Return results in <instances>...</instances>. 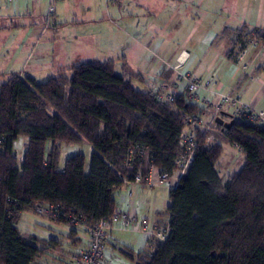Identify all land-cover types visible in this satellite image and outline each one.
Returning <instances> with one entry per match:
<instances>
[{
  "label": "trees",
  "instance_id": "16d2710c",
  "mask_svg": "<svg viewBox=\"0 0 264 264\" xmlns=\"http://www.w3.org/2000/svg\"><path fill=\"white\" fill-rule=\"evenodd\" d=\"M231 34L240 51L249 38L264 43V29L244 26ZM123 62L121 74L114 61H95L43 83L10 74L0 84V264H35L44 254L45 245L19 230L23 213L47 217L70 233L95 226L115 212L125 182L140 170L139 150L171 173L179 135L188 129L184 115L209 117L181 92L173 105L159 106L132 84L138 77ZM222 116L229 121V114ZM217 130L208 145L207 134L195 130L194 160L169 191L166 240L149 245V252L121 251L129 262L264 264V125L239 117ZM19 140L22 161L14 156ZM84 145L89 156L78 152L62 162L61 146ZM225 145L241 149L243 164L222 181L215 165ZM42 207L51 214H38Z\"/></svg>",
  "mask_w": 264,
  "mask_h": 264
},
{
  "label": "crops",
  "instance_id": "0c3cea01",
  "mask_svg": "<svg viewBox=\"0 0 264 264\" xmlns=\"http://www.w3.org/2000/svg\"><path fill=\"white\" fill-rule=\"evenodd\" d=\"M47 1L49 3V0H15L10 5L0 2V43L8 40L12 33L19 31L15 35L17 47H10V49L15 48L12 54L4 58L0 55L1 66L7 67L10 71L0 72V78L16 74L21 79H32L41 83L38 82V79L42 78L41 69L44 66L58 76L69 68L82 63L111 60L117 65L125 61L127 71L135 64L142 65L140 74L135 75L138 77L135 80V86L143 91L164 88L175 93H182L183 83L177 84L174 80L175 68H178V71L189 72L193 78L198 79L202 84L209 81L217 82L219 92L239 95L241 101L253 110L264 112V71L262 70L264 53L257 54L256 51L249 49L244 61L248 69L247 73H243L234 66L240 50L238 46L233 45L234 35L231 34L244 26L248 29H264V27L251 28L246 23L247 20L244 16L237 20H230V17H227L220 24L221 28L218 30L215 26L218 16L221 17L223 11L247 12L251 6L258 8L253 11L257 15L263 0H145L143 5L138 6L142 13L130 16L128 27L131 30L126 28L122 39L118 35L119 31L104 26L99 30L97 42L90 36H85L75 38L72 42H65L62 45L60 44L61 40L57 39L53 40L56 42L49 49H39L47 35V25L45 24L44 30L35 26L34 23L28 21L31 18L29 13L37 12L35 4L38 5ZM55 1L59 0L53 2ZM170 4L182 6L181 18L187 16L192 23L190 30L187 31L184 29L181 20L175 17L170 27L165 26L167 29L166 36L160 39L157 28L162 30L166 17L162 18L159 13L164 12V9H167ZM193 11L202 12V16L199 17L198 14L194 18ZM52 15L51 30L56 33L65 31L66 22L57 21L58 14L55 11ZM135 17L137 22L147 20L146 31H144L147 35H144L143 39L141 38L142 34L133 27ZM17 19H22L26 24L17 26L14 24ZM224 30L229 31L227 36L222 35ZM169 38L171 41L177 40L178 46L176 48L170 47ZM120 41H122L121 47L124 53L126 46H129L130 50L127 49V52L117 60L111 59L109 54L105 53V49ZM96 47L105 50L103 60L94 59ZM36 51L40 55L35 58ZM34 58L37 64L32 65L30 62ZM121 64L116 67L118 74H121ZM250 76H253L254 80H250ZM175 85L176 87H174ZM199 97V101L195 104L205 110H208V104L213 105L217 99L216 95H210L204 90L199 91ZM226 114L228 113L226 112ZM76 149L68 146L66 155L78 153L79 150ZM79 149L88 150V156L92 151L90 147L85 145ZM164 188L167 187L156 188L160 190L159 193L152 192L155 189L148 191L146 188L135 185H126L121 190L117 208L140 218L148 219L149 225L146 229L138 231L124 230L120 225H114L107 241V264H111V260L134 264L129 262L121 253L125 249L134 252L150 251L148 236L153 232L154 226L163 221L164 213L169 206V200L168 204H164L162 198L163 193L161 191ZM40 218L41 222L37 223L35 228L37 236L34 235L40 247L45 245L42 246L44 254L40 258H44L47 264H70V257L73 253L84 248L87 243L84 230L77 228L73 233H70L71 231L66 226L47 217L40 216Z\"/></svg>",
  "mask_w": 264,
  "mask_h": 264
},
{
  "label": "built area",
  "instance_id": "2783aa9c",
  "mask_svg": "<svg viewBox=\"0 0 264 264\" xmlns=\"http://www.w3.org/2000/svg\"><path fill=\"white\" fill-rule=\"evenodd\" d=\"M15 0H0L4 4H12ZM53 3L54 0H49ZM54 12L52 7L49 8L48 14L51 16ZM48 20L46 21V24ZM252 49L257 54L264 53V43H260L255 38H249L246 42V47L240 51L235 59L234 66L239 68L243 73H247L248 67L244 63L248 50ZM175 83H183L182 93L186 95L187 103H196L199 101V91L204 90L210 95H216L217 99L213 105L208 104L209 117H199L196 115H184L188 124L187 131H182L178 138V146L181 149L180 155L174 161V170L167 173L156 169L151 160V155L148 150L142 149L138 153L141 157L140 170L136 173L131 182H125L127 185H135L140 188L156 189L169 187L173 189L177 186L179 180L184 177L191 166L196 151L198 142L196 139L195 130H201L207 134L205 144L208 145L214 141L215 134L218 133L215 119L223 117V113H228L230 117L239 118L244 117L247 122L251 124L264 125V112L253 110L249 105L243 103L239 95H229L219 92V84L217 82H207L202 84L198 79L192 77L189 72L178 71L175 68ZM264 71V66L262 67ZM254 80L253 76L249 77ZM176 87V85L174 86ZM147 93L154 98L159 106H170L176 101V94L168 89L153 88L149 89ZM223 131V130H222ZM239 154L241 149L234 146ZM23 154V153H22ZM14 156L18 158V151L14 149ZM22 161V155L20 158ZM130 159H128V162ZM221 168V167H220ZM215 165L217 176H221V169ZM49 207H42L37 210L40 215L51 214ZM120 225L124 230L138 231L144 230L149 225V220L140 218L135 214L127 213L119 210L108 218L100 220L95 226L84 229L87 237V243L84 248L77 250L70 257V264H107L106 252L107 241L109 233L114 225ZM169 231V215L164 214V219L161 223L154 226L153 232L148 236V245L155 242H164Z\"/></svg>",
  "mask_w": 264,
  "mask_h": 264
},
{
  "label": "rangeland",
  "instance_id": "374dc122",
  "mask_svg": "<svg viewBox=\"0 0 264 264\" xmlns=\"http://www.w3.org/2000/svg\"><path fill=\"white\" fill-rule=\"evenodd\" d=\"M145 0H59L55 1L53 3H41V4H35L37 12H30V19L28 21L32 22L35 24L37 27H41L43 29L45 27L46 21L48 20L46 32L47 35L45 36V40L39 46V49H49L54 42L53 40H61L60 44L63 45V43H68L72 42L73 39L75 38H83L85 36H90L93 38L94 41L97 42L98 39V34L99 30L106 26L107 28L114 29L115 31H119L118 35L122 39L124 37V30L126 28H129V18L133 14H141L142 10L138 7L140 5H143L142 3ZM52 7L54 11L58 14L57 16V21H64L66 22L65 25V31L63 32H55L51 30L52 26V21H53V15L49 16L48 11L49 8ZM249 11L245 12L242 11L241 13L239 12H229V11H223L221 13V17L218 16V20L216 23V28L217 30L220 29V24L225 21L227 17H230V20L234 19H239L242 16L245 17L247 20L246 23L251 27V28H256L257 26H262L264 27V0L263 4L261 7H259V13L253 12L255 9H258L256 7H249ZM245 10H247L245 8ZM183 7L182 6H177L174 4H170L167 9H164V12H160V16L163 18L164 16L166 17L165 20V25H163V28H157V32L160 35V39L165 37L167 34V29L166 27H170L171 23L174 21L173 19L175 17L179 18L181 20V23L184 25V29L189 31L190 30V25L192 21H189V18L187 16H184L183 19L180 16V13H182ZM193 17L195 18L198 14L199 17L202 16V12H192ZM54 14V12H53ZM146 21V22H145ZM160 21V20H159ZM161 22V21H160ZM196 22V19H195ZM23 20H15V23L17 26L22 25ZM147 20H139L138 22L136 21V17L133 21V27H135L139 32L142 34V39L144 35L146 36L144 31H146V26H147ZM26 24V23H25ZM136 24V25H135ZM33 27V26H32ZM48 27H50L48 30ZM34 29V28H33ZM44 30V29H43ZM129 30H131L129 28ZM129 32V31H128ZM19 31L16 33H12L8 40L3 41L0 43V55L1 57H7L8 55H11L12 52L15 50L17 47V41H15V35H17ZM171 34V33H170ZM57 35V36H56ZM170 41V47L171 48H176L178 45L177 40L174 39L171 41V38L168 39ZM122 41L119 43L116 42L114 46L107 47L105 50L107 54H109V57L111 59L117 60V58H121L123 54L127 52V49L130 50L129 46H126L125 48V53L122 50L121 47ZM14 46L15 48L10 49V47ZM105 50H100L98 47L95 48L94 52V59L95 60H103L104 56V51ZM128 50V51H129ZM40 54H38V51L35 53V58L38 57ZM30 62L32 65L37 64L36 60ZM118 63L116 67L119 66ZM142 70V65L135 64L131 66L130 70L127 71L128 73L132 74L135 76L136 74H140V71ZM10 72L9 69L5 66H1L0 63V72ZM42 71V78L38 79V82H45L48 80V78H53L56 76V74L50 70L49 68H46L45 66L41 69ZM116 71L118 72L117 68ZM6 78H0V84H3L6 81ZM149 80V79H148ZM151 80V79H150ZM132 84L135 85V80L133 79ZM24 141L19 140L16 143V150L18 151V161L21 158V155L24 150ZM67 147L68 146H61V151H62V162L70 157V155L67 154ZM78 151V149H76ZM80 153L84 154L86 157L88 156L86 149H79ZM89 153V152H88ZM72 155V154H71ZM243 164V159H242V154H239L237 150L234 147L227 146L225 145V150L224 153L222 154V157L220 161L218 162V167L222 170L221 174L223 175L222 181H225L226 177L231 174L232 172L236 171L238 168L241 167ZM161 191L163 193V201L164 204H168V192L169 189L164 188ZM148 191H150L148 189ZM159 193V189L152 190V192ZM118 199V197L116 198ZM165 214V213H164ZM41 222V218L38 215H34L31 213H23L21 215V220L18 223V228L20 231L23 233H26L27 235H36L37 236V231H35L36 224ZM111 264H128V262L125 261H117V260H111ZM35 264H47L46 260L44 258H39L36 260Z\"/></svg>",
  "mask_w": 264,
  "mask_h": 264
},
{
  "label": "water",
  "instance_id": "95a60500",
  "mask_svg": "<svg viewBox=\"0 0 264 264\" xmlns=\"http://www.w3.org/2000/svg\"><path fill=\"white\" fill-rule=\"evenodd\" d=\"M226 118H228L229 121H225V119H223V117L222 118L218 117L215 119V123L218 126H221L222 128L228 130L233 124V119L230 116H226Z\"/></svg>",
  "mask_w": 264,
  "mask_h": 264
}]
</instances>
